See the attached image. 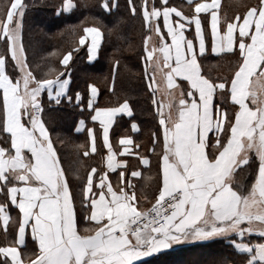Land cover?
Returning <instances> with one entry per match:
<instances>
[{"label":"snow or ice","instance_id":"obj_1","mask_svg":"<svg viewBox=\"0 0 264 264\" xmlns=\"http://www.w3.org/2000/svg\"><path fill=\"white\" fill-rule=\"evenodd\" d=\"M187 2L185 13L168 0H140L139 6L127 0L146 32L141 60L159 125L147 150L157 157L156 184L149 195L153 178L118 160L110 142L115 117L132 115L128 100L98 106V88L88 84L87 109L102 129L107 155L104 171L92 167L86 173L82 215L44 120L42 94L50 104L65 97L71 103L65 71L73 54L86 46L93 60L104 33L84 26L76 47L59 59L62 70L49 66L38 77L23 43L27 5L8 0L0 9V264H139L173 245L212 238L227 240L244 257L241 264H264V0L243 5L232 17L219 14L220 0ZM117 6L116 0H99L106 12ZM75 7L74 0H62L57 15ZM209 30L212 53L236 57L231 75L222 79L202 74L199 63ZM74 99L84 107L80 92ZM84 127L80 120L76 131ZM131 129L138 131L135 123ZM86 131L87 145L78 146L84 157L97 152L94 128ZM118 143L121 157L151 167L149 156L137 151L140 145L133 149L131 136ZM117 171L114 186L108 173ZM134 178L145 181L139 195ZM10 207L18 210L15 218Z\"/></svg>","mask_w":264,"mask_h":264},{"label":"trees","instance_id":"obj_2","mask_svg":"<svg viewBox=\"0 0 264 264\" xmlns=\"http://www.w3.org/2000/svg\"><path fill=\"white\" fill-rule=\"evenodd\" d=\"M23 2L27 5L23 18V43L28 62L38 77L47 72L49 66L62 70L59 59L65 52L76 47L78 35L82 34L84 26H99L104 33L97 59L93 63L86 61V46L73 54L70 72L65 71V76H70L68 95L73 97L71 103L65 97L59 105L54 102L50 104L46 94H42L46 126L55 142L60 144L66 162L72 165L74 181L77 182V174L80 177L84 171V160L78 147L80 137L75 136L73 130L79 118L90 120V110L87 109L88 84H94L98 88V106H118L127 99L132 109V119L140 127L139 138L150 141L152 133L158 129V120L152 104L153 93L148 90L144 79L145 65L141 60L146 32L142 17L131 14L127 0H116L118 6L110 12L99 7V0H74V10L60 15H57V9L62 0ZM134 3L139 6L140 0H134ZM156 3L159 5L160 0H156ZM255 3L256 0H239L238 6V0H222L220 15L232 17L237 11H243V5ZM7 4L8 0H0V9ZM168 5L181 8L183 2L168 0ZM209 42L208 33L206 43ZM3 51V44L0 43V53ZM53 52L56 55L50 56ZM235 59L230 54L214 56L207 53L199 57L202 74L213 80L230 76ZM117 61L119 64L115 73L114 92H109L108 88L113 82V64ZM76 92L81 93L83 108L76 105ZM216 102H220L219 97ZM4 199H0V202ZM9 212L12 218L16 217L14 207H10ZM9 231H14L13 224H10ZM2 239L0 231V241ZM252 239L255 241L258 238ZM243 259L230 243L218 238L180 246L139 264H241Z\"/></svg>","mask_w":264,"mask_h":264},{"label":"crops","instance_id":"obj_3","mask_svg":"<svg viewBox=\"0 0 264 264\" xmlns=\"http://www.w3.org/2000/svg\"><path fill=\"white\" fill-rule=\"evenodd\" d=\"M182 2H183V7L177 8V9L182 10L185 13H188L190 11V9H189L187 0H182ZM221 3H222V0H220V8H221ZM219 14H220V9H219ZM201 15L203 16L204 14H201ZM205 24H207L206 21H205ZM161 25H162V19H161ZM208 33H209L210 42H209V44L206 43V52L203 55H205L207 53L214 55V56L222 55V54L212 53L210 30L208 31ZM186 35L189 38H192L194 36V26H193V29L191 31L186 32ZM86 52H87V47H86ZM98 52H99V50H98ZM97 56H98V53H97L96 57L90 61L88 59V52H87L86 61L89 63H93L97 59ZM80 120L85 121V127H84V130L77 132L76 129L79 125ZM132 123H135L137 125L138 131H136V132L132 131V129H131ZM87 127H93L94 131L97 135V152L96 153H90V155L88 157H84L83 156V150L84 149L79 147V149L81 151V157L84 160V171L82 172L80 179H78L77 182L74 181V176H72L70 174V170L68 169V168H71L72 165L69 166L68 165L69 163L67 164L65 157L61 153L60 144L55 142L54 137L51 134V139L54 142V146L58 152V156H59L61 163H62V166L66 172L67 178H68L69 183H70L71 191H72L74 198H75V201H76L77 213L80 215H82V208H81L82 191H81V189H82V183L86 179L87 171L91 170L92 167H96L98 172L104 171L106 169L104 157L107 155V149L103 148V146H102V138L100 137V134L102 133V129L100 128L99 123L93 122V121H91V119L89 121H87L84 118H79L77 120V122L75 123L73 133L75 134V136L80 137L79 145H87V131H86ZM139 131H140V127H139L138 123L132 119V115L128 116V115H125L123 113H120L115 117V119L113 121V125L110 128V142L112 143L114 150L117 152V159L118 160L119 159L128 160L130 165H137L140 168V170L142 171V173L144 174V176H151L153 178V180L151 181V186L148 189H146V191H148L149 195H151L152 190L155 188L156 176H157V172H158L157 157H156L155 153H151V152L147 151L152 146L151 145L152 137H151L150 141H149V139L148 140H142L139 138ZM156 132L157 133L159 132V125H158V129ZM125 135H129L132 137L133 142H134V144H133L134 150H137L134 148V145L139 144L140 148L137 151H139L141 154H147L149 156V158L151 160V167H145L143 165H138V162L135 160L134 157H131V156L121 157L118 154L120 151V145H119L118 141L122 136H125ZM157 152H159V148H157ZM108 175H109L111 182L115 186L117 184L118 171L117 172H109ZM98 178L99 177L97 176V179ZM134 183H136V185H137V193L139 195L141 193V190H142L141 186L144 185L145 181L142 178H134ZM3 197L4 196L0 195V199H2ZM145 206H147V205H145ZM15 211L17 213L18 210L15 209ZM10 224L12 226L11 221L9 223V226H10ZM84 226L85 225L82 223L81 228H83ZM0 231L3 234V226H0ZM213 239H218V238H212L209 240H213ZM209 240H206V241H209ZM198 242H204V241H189V242L179 243V244L173 245L170 249L162 251V252H160L154 256L165 253L171 249H175V248L180 247V246L190 245V244H194V243H198ZM226 242H228V241L226 240ZM29 248H31L30 242H29ZM146 259H148V258H145L144 260H146ZM144 260H142V261H144Z\"/></svg>","mask_w":264,"mask_h":264},{"label":"rangeland","instance_id":"obj_4","mask_svg":"<svg viewBox=\"0 0 264 264\" xmlns=\"http://www.w3.org/2000/svg\"><path fill=\"white\" fill-rule=\"evenodd\" d=\"M161 99H163V94L162 93H157V100L159 101V100H161ZM68 157V156H67ZM67 164H68V162H67ZM69 166H70V164H68ZM68 166V167H69ZM69 170H70V174L72 175V176H74V171L72 170V168L70 169V168H68Z\"/></svg>","mask_w":264,"mask_h":264}]
</instances>
